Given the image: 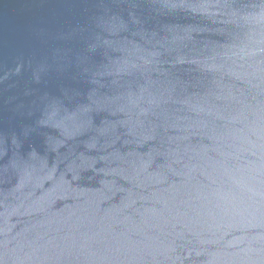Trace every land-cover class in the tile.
<instances>
[{"label":"water","instance_id":"1","mask_svg":"<svg viewBox=\"0 0 264 264\" xmlns=\"http://www.w3.org/2000/svg\"><path fill=\"white\" fill-rule=\"evenodd\" d=\"M0 264H264V0H0Z\"/></svg>","mask_w":264,"mask_h":264}]
</instances>
